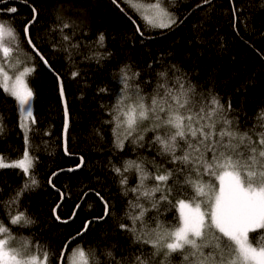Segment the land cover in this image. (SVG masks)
I'll return each mask as SVG.
<instances>
[{
	"label": "trees",
	"instance_id": "obj_1",
	"mask_svg": "<svg viewBox=\"0 0 264 264\" xmlns=\"http://www.w3.org/2000/svg\"><path fill=\"white\" fill-rule=\"evenodd\" d=\"M11 7L17 12L0 15V21L6 27L9 21L14 24L21 43L19 51L34 58L29 60L27 55H17L15 42L4 37L6 46L14 49V56L25 61L22 65L34 68L27 78L33 89L32 111L36 121L30 124L29 147L34 162L32 174L39 185L24 192L19 200V210L34 223L26 227L11 225L4 202L16 195L28 177L19 168H0V220L17 241L21 237L31 240L29 254L36 253V245L43 246L50 254L48 264H60V253L66 244L63 264H68V256L77 246L94 249L100 264H110L108 251L112 252L115 262L134 264L141 252L147 255L154 250L150 245L141 248L140 244H134L133 234L120 228L121 223L131 226L126 212L134 196L122 194V177L113 171V166L123 168L126 160H143L146 170L156 175L163 173H157L155 166L166 171L182 165H173L169 162L170 156L159 155L160 146L152 143L155 133L146 134L142 147L131 142H125L123 150L114 146L112 126L104 121L111 119L108 106L115 103V94L122 87L120 69L127 65L131 68L129 75L140 73L136 82L151 92L157 73L172 74L175 65L185 84L190 83L197 92L215 95L225 108L231 104L229 118L234 121V128L242 132L253 128L264 131L257 126V118L264 112V0H209L208 3L176 0L170 10L178 22L169 29L146 26L125 0H117L116 4L113 0H27V4L22 0H0V8ZM33 7L37 9L36 20L29 26L28 36L51 68L39 59L24 36V26L32 19ZM64 24L70 27L63 28ZM100 34L104 35L103 46L98 44ZM63 35L71 36V43L79 45L73 50L72 63L62 50L67 46ZM73 71L78 72L75 78L71 75ZM59 81L68 111L67 153L63 145L65 112ZM101 88L109 90L101 92ZM0 116L4 127L0 133V157H6L5 161L20 159L26 144L19 126L18 103L2 88ZM81 157L83 165L77 167ZM54 172L57 175L53 177ZM125 175L129 178L127 187H135L138 174ZM177 178L183 182V176L174 175L173 180ZM146 183L152 187L155 182ZM181 191L189 197L194 194L191 188ZM86 192L88 195L82 200ZM97 192L111 209V214L103 220L97 219L104 216L105 210ZM160 195L156 194L157 200ZM181 198L184 197L169 196L173 205ZM77 204L81 205L79 209ZM144 204L151 206L149 202ZM11 214H16L15 208ZM150 216L156 217L157 212L153 210ZM177 217V209H170L164 202L159 219L171 224ZM88 221L95 222L83 235L77 236ZM253 236L259 241L264 232L257 231ZM12 246L18 247V243L14 241ZM162 260L163 255L155 264ZM171 264H182V255L174 254Z\"/></svg>",
	"mask_w": 264,
	"mask_h": 264
},
{
	"label": "snow or ice",
	"instance_id": "obj_2",
	"mask_svg": "<svg viewBox=\"0 0 264 264\" xmlns=\"http://www.w3.org/2000/svg\"><path fill=\"white\" fill-rule=\"evenodd\" d=\"M22 2L27 4V0ZM208 2L209 0H204V3ZM113 3L116 4L117 0H113ZM128 3L140 13L148 27L169 29L178 22L170 10L175 7L176 0H155L152 3L128 0ZM16 12L15 7L0 8V15ZM32 12V19L24 26V36L39 59L51 68L48 60L28 36L29 26L36 20L37 9L33 7ZM7 23L8 27L5 22L0 21V54L3 57L0 59V88L18 103L20 127L24 129L26 148L22 158L11 163L5 162L6 157H0V168H19L28 177L16 195L4 202L8 208L10 224L26 227L34 221L19 210V200L24 192L39 185L32 174L34 162L29 147L28 122L35 124L36 121L31 103L33 89L27 78L34 68L23 67L22 71H16L25 61L16 59L15 63L12 62L14 49L6 46L4 37H10L15 42L17 55H27L29 60L34 58L29 53L19 51L21 43L18 30L11 21ZM68 27L70 25H63V28ZM136 30L141 32L139 26ZM62 38L67 42L62 50L67 52V59L72 63L73 50L78 49L79 45L71 43V36L63 35ZM103 41L104 35L100 34L98 44L103 46ZM172 68V74L167 71L157 73L158 79L151 92H146L136 82L140 73L129 75L130 66L121 68L122 87L115 94V103L108 106L111 119L104 121L112 126L116 148L123 150L125 142L142 147L146 134L155 133L152 143L160 146L159 155L170 156L169 162L173 165H182L166 171L154 165L157 173H163L156 175L146 170L143 160H126L123 168L113 166V171L122 177V194L128 196L132 193L134 196V199L129 200L126 212L131 226L121 223L120 228L133 234L134 244H140L141 248L150 245L154 250L147 255L141 252L135 257L134 264H155L161 255L163 260L160 264H171L174 254L182 255V264H264V237L258 241L253 236L257 231L264 232V131L253 128L242 132L234 128V121L229 118L232 111L230 103L225 108L215 95L197 92L190 83H184V77L178 74L179 69L175 65ZM71 75L75 78L78 72L73 71ZM108 90L99 89L101 92ZM60 91L63 96V85ZM261 120H264V112L257 118V126L264 128ZM146 124L149 126L145 127ZM64 128L67 134V107ZM3 130V117L0 116V133ZM253 136L257 139L254 140ZM65 152H68L67 141ZM82 165L81 157V164L77 167ZM132 172L137 173L139 179L135 187L128 188L129 178L125 173ZM56 175L57 173H52L53 177ZM174 175L183 176V182L178 178L173 180ZM149 181L155 182L152 187L147 186L146 182ZM170 181L173 182L169 186ZM183 188H191L194 194L189 197L186 192L181 191ZM157 193H161L159 200L156 199ZM95 194L104 202V216L97 218L103 220L111 214L110 205L99 192ZM87 195L86 192L81 199ZM178 195L184 198L176 200L173 205L169 196ZM61 198L63 199L62 193ZM144 202H149L151 206L145 207ZM164 202L168 203L170 209L174 207L178 210V217L171 224H165L159 219L160 207ZM80 207V204L76 205L77 209ZM13 208L16 210L15 215L11 214ZM153 210L157 212L156 217L150 216ZM75 215L74 211L73 216ZM93 222L95 221L86 222L76 235H83ZM14 241L18 243V247L12 246ZM31 247L29 238L21 237L17 241L9 227L0 220V264H48L49 252L43 246L36 245V253L29 254ZM67 247L66 244L60 253V264L64 262ZM106 254L110 258V264L115 262L111 251ZM68 264H100V260L94 249L86 250L77 246L68 256Z\"/></svg>",
	"mask_w": 264,
	"mask_h": 264
},
{
	"label": "rangeland",
	"instance_id": "obj_3",
	"mask_svg": "<svg viewBox=\"0 0 264 264\" xmlns=\"http://www.w3.org/2000/svg\"><path fill=\"white\" fill-rule=\"evenodd\" d=\"M126 2H127V4L129 5V3H128V0H125ZM133 2H137V3H147V2H140V1H137V0H133ZM152 2H155V1H152ZM149 3V2H148ZM137 12V11H136ZM137 14L140 16V13L139 12H137ZM141 17V16H140ZM142 19V18H141ZM0 59H3V57H2V54H0ZM16 59H19V60H21L19 57H16V56H14L13 55V57H12V62L13 63H15V61H16ZM22 61V60H21ZM23 67H28V66H23V65H21L20 67H18L17 68V72L18 71H22L23 70ZM10 75H14L13 73H10ZM31 103H32V101H31ZM20 122H21V115H20V121H19V126H20ZM29 124H31V121H29L28 122ZM21 128V127H20ZM21 130H22V132H23V134H24V136H25V133H24V129H22L21 128ZM21 159V158H20ZM17 160H19V159H17ZM13 161H16V160H13ZM13 161H5L6 163H11V162H13ZM178 211V210H177ZM75 248H77V247H75ZM74 248V249H75ZM73 250V249H72ZM72 253V251L70 252V254ZM69 254V255H70Z\"/></svg>",
	"mask_w": 264,
	"mask_h": 264
},
{
	"label": "water",
	"instance_id": "obj_4",
	"mask_svg": "<svg viewBox=\"0 0 264 264\" xmlns=\"http://www.w3.org/2000/svg\"><path fill=\"white\" fill-rule=\"evenodd\" d=\"M136 24V23H135ZM137 26V24H136ZM31 46V45H30ZM32 48V47H31ZM59 86L61 88V83L59 81ZM62 100H63V106H64V112H65V107H66V103H65V98L64 95L62 96ZM64 125H65V118H64ZM65 138H66V134H65V128L63 129V145H65Z\"/></svg>",
	"mask_w": 264,
	"mask_h": 264
}]
</instances>
